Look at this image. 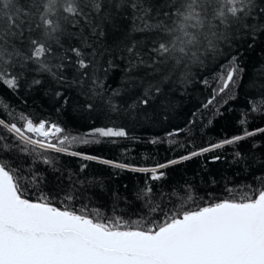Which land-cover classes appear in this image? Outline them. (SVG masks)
Returning <instances> with one entry per match:
<instances>
[{"label":"snow or ice","instance_id":"obj_1","mask_svg":"<svg viewBox=\"0 0 264 264\" xmlns=\"http://www.w3.org/2000/svg\"><path fill=\"white\" fill-rule=\"evenodd\" d=\"M261 41L264 0H0V88L16 93L58 86L53 95L61 106L109 120H139L157 114L174 86L189 84L193 68L215 63L219 84L203 105L208 108L237 85L244 71L241 46L247 51ZM116 70L122 75L113 87ZM249 103L251 112L264 116V94ZM9 108L0 95V112L12 116ZM19 121L0 119V264H264V174L239 197L226 187L227 197L202 203L186 186L172 208L165 196L178 193L160 192L157 200L150 183L166 179L164 169L236 146L264 134V127H244L242 134L179 159L141 167L72 150L100 143L97 137L126 139L125 126L95 127L84 137L23 114ZM47 153L145 174L135 198L146 216L125 219L115 209L108 216L87 203L76 207V200H90L89 181L73 180V174L55 177L63 199L46 192L48 178L36 165L60 172ZM234 158L247 167L238 149ZM155 213L162 214L159 220L151 219Z\"/></svg>","mask_w":264,"mask_h":264},{"label":"trees","instance_id":"obj_2","mask_svg":"<svg viewBox=\"0 0 264 264\" xmlns=\"http://www.w3.org/2000/svg\"><path fill=\"white\" fill-rule=\"evenodd\" d=\"M240 55V66L244 71L237 85L231 91L218 96L216 105L208 108L203 105L219 84L216 78L219 65L215 63L205 68H193L192 81L186 86H174L166 98H161L165 103L160 105L157 114L149 113L151 118L109 120L98 113L89 114L87 111L81 112L73 107L61 106L53 95L54 87L58 86L45 85L40 88H24L16 93L0 88V95L10 106L8 111L13 113L10 116L8 112H0V119L19 123V117L23 114L36 122L46 120L56 123L65 128L67 133L84 137H88L95 127L125 126L128 132L126 139L119 138L112 142L97 137L100 143L74 145L72 150L100 159L151 167L242 134L244 127L249 130L264 127V116L251 112L249 103L251 97L264 94V88L261 87L264 85V41L258 42L247 51L241 46ZM119 75L122 73L116 70V75L111 77L109 83L113 87L118 86ZM204 80L208 81L207 85L203 83ZM232 96L234 98H229ZM217 107L222 115L216 113ZM246 112L247 123L241 125L239 121L245 118ZM209 120L212 121L211 124ZM2 132L0 129V133ZM152 140L158 142L153 144ZM236 149L244 154L247 167L244 162L235 161ZM47 155L56 158L55 167L60 169V172H53L52 168L42 163L36 165L48 178V184L44 186L46 192L63 199L56 186L55 177L61 173L65 177L73 174V180L78 178L83 181L87 178L89 181L87 194L90 200L78 199L75 201L76 207L87 203L89 208H99L108 216L113 215L115 209V214L125 219L135 220L146 216L143 202L135 198L136 191L145 186V174L115 169L99 163L98 160L87 161L81 157L55 153ZM217 155L221 156V159L211 162V158ZM261 161H264V134L250 137L236 146H227L164 169L167 173L166 179L150 182L156 192L154 198L158 200L160 192L167 194L175 190L178 195H166L164 203L168 208L179 206L186 186H190L197 203L227 197L226 187L234 190L233 195L239 197L242 190L248 191L245 185L258 186L255 177L264 174V163ZM84 165L86 167L81 171ZM68 183V180H63L64 185ZM31 195L34 198L38 193L33 192ZM161 215L152 214L151 219L159 220Z\"/></svg>","mask_w":264,"mask_h":264}]
</instances>
